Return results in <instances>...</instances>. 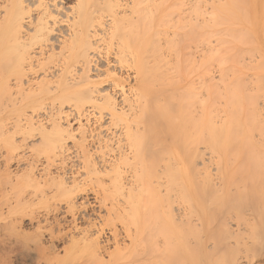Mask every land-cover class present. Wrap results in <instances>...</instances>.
<instances>
[{"label":"bare ground","instance_id":"1","mask_svg":"<svg viewBox=\"0 0 264 264\" xmlns=\"http://www.w3.org/2000/svg\"><path fill=\"white\" fill-rule=\"evenodd\" d=\"M0 145V230L58 203L85 226L53 264H104L88 193L133 229L125 260L233 264L226 221L264 219V0H0Z\"/></svg>","mask_w":264,"mask_h":264},{"label":"rangeland","instance_id":"2","mask_svg":"<svg viewBox=\"0 0 264 264\" xmlns=\"http://www.w3.org/2000/svg\"><path fill=\"white\" fill-rule=\"evenodd\" d=\"M17 137V136H16ZM0 158H1V156L3 155V157H5L6 156V151H5V149L0 145ZM27 148H29V146L27 147ZM27 148L25 149L24 148V153H25V155H24V157H27L28 155L27 154H29L30 155V152H31V148L30 149H28V151H27ZM23 152H21L20 154L22 155V154H24ZM30 157V156H29ZM28 157V158H29ZM34 158V157H33ZM32 158V159H33ZM6 159V157L3 159V158H1L0 159V164L2 163V161L4 162V160ZM16 161V160H15ZM15 161H13V162H11V164H10V166H11V170H15L16 168H14L16 165H17V161L15 162ZM13 166V167H12ZM13 168V169H12ZM2 185V183L0 184V186ZM6 185V186H5ZM2 188V190H0L1 192L0 193H2V194H0V201H4L6 198L4 197V194H6V190H7V188H8V186H7V184H3L2 186H1ZM3 187L4 188H6V190L5 189H3ZM5 192H4V191ZM46 191L47 192H49L47 189H45L44 190V192L46 193ZM93 194V193H92ZM91 193L89 194H87L88 195V197H86V199H87V201L86 202H88V203H86L87 204V214H88V212H89V214H88V216H89V218L91 219V221L93 220L94 222H92V224L95 226L94 228L96 229V228H100L98 231L100 232V237H102L101 238V240L102 241H104V242H107V240H108V242L107 243H105L106 244V250H105V255H104V264H138V262L140 261H142L143 259H144V257L143 256H145V255H142L141 254V256H140V258H136V257H133L132 256V258H131V260H130V258H129V256L128 257H126V260H125V257H124V255L123 254H126V252H128V249L130 248V239H131V236H132V234H133V229L132 228H128L127 230H126V228H124V227H122L123 225H121L120 223L119 224H117L118 222H116V223H113V224H110L109 225V223H107L105 220L107 219V216H106V206L105 205H103V204H99V203H101V202H97L96 200L98 199V200H100V197L98 196V198H96V196L95 195H92ZM3 196V197H2ZM7 200H5V202H1L0 203V214H2V215H0V225H2L4 222L5 223H9V221L8 220H10V223L12 222L13 223V221L14 220H11V219H14V217L13 216H11V217H7V207L9 206H6V205H4V204H8V202H6ZM101 201V200H100ZM2 204V205H1ZM59 204V206L57 205L56 206V209L54 208H50V207H43L42 205H40L38 208L36 207V208H33V213L34 214H32V216L33 217H38L39 219H36V218H34V220L32 219V217H30L29 215H30V213H28V215L27 214H25V215H22V222L23 223H21L20 224V226H16L15 228H14V233H18V231L17 230H19V229H22V230H19V234L20 235H27L28 236V238H26V236H24V237H20V236H16L17 234H15L14 235V233H9V232H6V231H4L3 229L2 230H0V234L2 235V234H4L5 236H3L4 238H2L1 237V235H0V251L2 250V251H5L4 252V254H3V252L1 251L0 252V264H36V262H34L36 259L35 258H40V260H36V261H39L38 262V264L40 263V264H53L55 261L53 260L54 258V256H55V253L56 254H58V255H56L55 257H57L56 259L57 260H59V258L60 259H62V258H64L65 257V253H64V250L66 249L67 251H68V249L70 250V249H72V247H73V242L75 243V241H74V239H78L76 242L78 243V244H80V243H82V241L80 242V239L81 238H79L80 237V235H78L79 233H80V231H82V228H84L85 226H84V224L82 223V220L79 218V217H77L76 216V218H75V220L73 219V218H71V215L67 212V210H66V208L64 207V204H62V203H58ZM248 205V204H247ZM102 206H104V207H102ZM59 209H58V208ZM63 207V208H62ZM248 207V206H247ZM250 207V206H249ZM65 208V209H64ZM104 208V209H103ZM106 208V209H105ZM245 208H246V205H245ZM244 209V208H243ZM243 209H241V211H244L243 213H240L241 215L240 216H244V218H246L247 217V219H246V222H244V220H242L244 223H246V225L248 224H250V223H247V222H250L251 220H253V221H251V223L253 222L255 225L253 226L252 224H250V227H257L259 230H260V232L261 233H256V235H261L262 237H263V240H257V238L255 237V239L253 238V236H254V234H253V228H251L252 229V231H250L251 229H250V227L248 226H244V223L242 222V221H240V222H238V221H234V217H232L233 218V220H232V218L230 219L232 222H229V221H226V223H228V226L230 227V229L231 230H235L236 231V229H237V232L239 231L241 234H243V236L245 237V238H247L246 239V242H247V240H248V245H246L247 243L245 242H242L243 240L245 241V239H242V241H241V243H240V241H239V244H238V246L241 244V245H243V243L245 244V247H243V246H240L239 248H238V252L239 253H237V258L235 257V254L236 253H233L234 255H233V264H264V233L262 232V230L263 229H261L263 226H264V224L262 223L263 221H264V219H263V216H262V219L260 218V220H257L258 218H256L257 217V215H254V213L252 214V212L254 211H251L252 209H250V208H246L247 210H243ZM264 209V208H263ZM262 209V211L264 212V210ZM6 211V212H5ZM240 211V212H241ZM246 211V212H245ZM247 211H249V212H247ZM260 211H261V209H260ZM263 212H261L262 213V215H263ZM69 214V215H68ZM252 214V215H251ZM104 215V216H103ZM68 216V217H67ZM254 216V217H253ZM6 217V218H5ZM16 217H18V216H16ZM53 217V218H52ZM58 217V218H57ZM220 217H221V215L218 217V220H216V222H219V219H220ZM223 217V216H222ZM221 217V218H222ZM229 217H228V219H229ZM252 219H251V218ZM43 218H44V220H43ZM56 218V219H55ZM77 218H78V220H77ZM105 218V219H104ZM241 218V217H240ZM248 218H249V221H248ZM255 218H256V220L258 221H256L255 220ZM46 219V220H45ZM71 219V220H70ZM73 219V220H72ZM239 219V218H238ZM33 220V221H32ZM39 220V223H37V221ZM236 220H237V218H236ZM239 220H241V219H239ZM263 220V221H262ZM7 221V222H6ZM45 221V222H44ZM260 221H262V222H260ZM36 222V223H35ZM41 222V223H40ZM75 223V225H77V227H76V229H75V226H74V223ZM237 222L239 223V224H237ZM241 222H242V224H241ZM258 223V225H257V223ZM259 222L260 223H262V224H259ZM31 223V224H30ZM58 223V224H57ZM97 223V224H96ZM106 223V224H105ZM229 223L231 224V225H229ZM237 225H236V224ZM98 226H96V225ZM219 224V223H218ZM4 225V224H3ZM36 225V226H35ZM39 225L41 226L40 228H42V229H40L39 228ZM239 225V226H238ZM242 225V226H241ZM259 225H263V226H261V228H260V226ZM5 226V225H4ZM74 226V227H73ZM113 226V227H112ZM234 226H235V229H234ZM237 226V227H236ZM1 227L2 226H0V229H1ZM38 227V228H37ZM72 227V228H71ZM78 228V229H77ZM245 228V229H244ZM264 228V227H263ZM74 229V230H73ZM81 229V230H80ZM239 229V230H238ZM248 229H249V231H250V235H249V231H248ZM256 229V228H255ZM254 229V230H255ZM77 230V231H76ZM242 230H243V232H242ZM246 230V231H245ZM258 230V231H259ZM20 231H22V232H20ZM39 231V232H38ZM102 231V232H101ZM128 231V233H126ZM257 231V230H256ZM255 231V232H256ZM257 231V232H258ZM77 232H79V233H77ZM238 232V233H239ZM247 234H246V233ZM252 232V233H251ZM254 232V233H255ZM37 233V234H36ZM6 234H7V236H6ZM18 234V235H19ZM102 234V235H101ZM29 235L31 236V238H29ZM35 235H38V239H37V237L35 236ZM41 235V236H40ZM75 235V236H74ZM240 235V234H239ZM247 237H246V236ZM115 236H117V238H118V240H120L119 242L121 243L120 245H119V249L117 250L116 248H118V246L115 248V246L113 245V241H112V239L115 237ZM33 237L34 238H36V239H33ZM251 237V239H249ZM261 237V238H262ZM22 238H24V239H22ZM241 238H242V236H241ZM253 238V239H252ZM260 238V237H259ZM258 238V239H259ZM29 241H28V240ZM31 239H33V241L35 240V242H33ZM40 239V240H39ZM229 239V238H228ZM26 240V241H25ZM71 240H72V242H71ZM233 240V238H230V240L228 241V240H226V244H227V246L229 245V246H234L235 244V242L236 241H232ZM223 241V240H222ZM220 242V243H216L215 245L217 246L218 244H220V246H217V247H215V249L213 250V248H214V244H211L210 245V243L211 242H207V240H206V242H204V244H205V246H207L208 248L206 249L205 248V250L206 251H210L211 253L212 252H214L213 253V255L212 256H214L215 255V257L217 256H221V254H222V252H224V251H220L221 249H225V251H226V246L224 247L223 246V244H221V243H223V242ZM255 241H257V242H255ZM3 242H4V244H3ZM38 242V243H37ZM80 242V243H79ZM225 242V241H224ZM229 244H228V243ZM250 242V243H249ZM252 242V243H251ZM35 243V244H34ZM52 245H51V244ZM237 243L238 242H236V245H237ZM7 245L6 247H10V249H8V248H5V246L4 245ZM42 244V245H41ZM73 244V245H72ZM3 245V246H2ZM51 245V246H50ZM235 245V246H236ZM1 246L3 247V248H1ZM50 246V247H49ZM52 246H54V247H52ZM66 246H67V248H66ZM221 246H223L222 248H220ZM228 246V247H229ZM234 246V247H235ZM45 247V248H44ZM62 247H63V249H62ZM210 247H213V248H210ZM227 247V248H228ZM234 247H232L234 250H236L237 248H234ZM12 248V249H11ZM37 248V249H36ZM38 248H39V251H41V249L43 250V248H44V250L42 251V255L41 256H39L38 254L39 253H41V252H37V250H38ZM41 248V249H40ZM4 249V250H3ZM8 249L9 251H10V253H9V251H7L6 252V250ZM50 249H52V250H50ZM55 249V250H54ZM14 250V251H13ZM49 250V251H48ZM213 250V251H212ZM55 251V252H54ZM72 251V250H71ZM121 251V253H120V256L122 257L120 260H121V262H120V260L117 258V259H115V261L113 260L115 257L113 256V254H115V256H117V252H120ZM232 251V250H231ZM16 254H15V253ZM22 252H24V253H22ZM25 252H26V254H25ZM70 252V251H69ZM219 252V253H218ZM229 252V251H228ZM233 252V251H232ZM232 252H231V254H232ZM235 252V251H234ZM3 255H2V254ZM12 253V254H11ZM36 253V254H35ZM44 253V254H43ZM54 253V254H53ZM60 253V254H59ZM225 253V252H224ZM230 253V252H229ZM23 254V255H22ZM28 254V255H27ZM119 254V253H118ZM230 254V255H231ZM6 255V257H4ZM22 255V256H21ZM24 255H25V259L23 258L24 257ZM33 255V256H32ZM38 255V256H37ZM44 255H46V257L44 256ZM67 255H68V253H67ZM223 255V254H222ZM1 256H3V258H1ZM9 256V258H7ZM35 256V257H34ZM53 256V257H52ZM75 256V255H74ZM85 256V257H84ZM112 256L114 257L113 259H112ZM42 257V258H41ZM131 257V256H130ZM139 257V256H138ZM216 257V258H217ZM229 257V256H228ZM29 258V259H28ZM133 258H135V259H133ZM232 258V257H231ZM235 258H236V262L237 263H234L235 262ZM34 259V260H33ZM51 259H52V261H51ZM74 259L76 260H74V261H72L70 264H88V263H93V260H91V258H90V256H89V258H88V256L86 257V255L84 254V255H77L76 257H74ZM86 259H88V261L86 260ZM25 260V261H24ZM29 260H31V262L29 261ZM86 260V261H85ZM118 262H117V261ZM138 260V261H137ZM34 262V263H33ZM214 264V263H213Z\"/></svg>","mask_w":264,"mask_h":264}]
</instances>
